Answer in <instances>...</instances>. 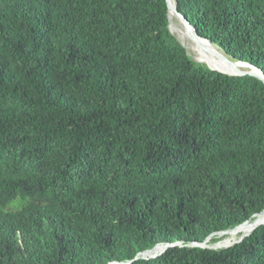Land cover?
<instances>
[{
  "label": "trees",
  "instance_id": "16d2710c",
  "mask_svg": "<svg viewBox=\"0 0 264 264\" xmlns=\"http://www.w3.org/2000/svg\"><path fill=\"white\" fill-rule=\"evenodd\" d=\"M264 73V0H176ZM166 0H0V264H264L187 246L264 210V84L194 62ZM211 243L217 242L213 236Z\"/></svg>",
  "mask_w": 264,
  "mask_h": 264
},
{
  "label": "water",
  "instance_id": "95a60500",
  "mask_svg": "<svg viewBox=\"0 0 264 264\" xmlns=\"http://www.w3.org/2000/svg\"><path fill=\"white\" fill-rule=\"evenodd\" d=\"M167 4V16H168V31L169 33L177 40V42L181 45V47L186 51V54L191 57V59L198 63V64H203L205 65L209 70L215 71L224 75L228 76H235V77H244V76H251L259 79L263 84H264V73L256 68L255 66L241 62V61H234L233 59H228L225 54L222 55L218 50L216 46H214L209 40L204 39L200 37L195 30L193 26L190 25V23L179 13L177 9V2L176 0H166ZM175 23L179 24L180 27L188 34L190 35L193 39H195L199 44L202 46V49L204 51H207L214 56L217 57L224 65L227 66V71H223L222 69H217L213 68L207 64H204L198 60H196L194 57L190 56L188 53V50L186 48V44L184 42H181L177 37V33L179 32V29L176 27ZM242 67V68H241ZM264 213V210L261 213L255 214L252 216L251 221H246L242 223L241 225H238L237 227H234L233 229H229L226 231H222L219 233H216L214 235H211L207 237L203 242L197 243H189L187 246L189 247H197V248H202V249H210V250H221V249H227L230 248L236 244L241 243L246 237H248L255 229L258 227L264 225V218H259L262 214ZM248 222H252L253 226L251 230L240 237H238L235 240H230L227 238V235L229 233L245 224ZM213 236L217 239V242L211 243V239ZM174 246H182L181 242H175V243H166V244H156L152 248L145 250L143 252L138 253L135 258L132 261H129L127 263H109V264H130L136 260L142 259V260H149V259H154L157 256L161 255L163 252H165L168 248L174 247Z\"/></svg>",
  "mask_w": 264,
  "mask_h": 264
},
{
  "label": "bare ground",
  "instance_id": "6f19581e",
  "mask_svg": "<svg viewBox=\"0 0 264 264\" xmlns=\"http://www.w3.org/2000/svg\"><path fill=\"white\" fill-rule=\"evenodd\" d=\"M176 27L179 29V32L177 33L176 37L186 44V48L189 53L193 54L194 58L204 64H207L211 67H215L217 69H222L223 71H227V66L224 65L219 59H217L216 56L213 54L204 51L202 49V46L197 42L195 39H193L190 35H188L179 24L175 23ZM222 53V52H221ZM242 68V67H241ZM264 218V213L259 217ZM253 226L252 222H248L247 224L231 231L229 235H227V238L230 240H235L241 235L249 232Z\"/></svg>",
  "mask_w": 264,
  "mask_h": 264
},
{
  "label": "rangeland",
  "instance_id": "374dc122",
  "mask_svg": "<svg viewBox=\"0 0 264 264\" xmlns=\"http://www.w3.org/2000/svg\"><path fill=\"white\" fill-rule=\"evenodd\" d=\"M218 51H219L220 53L222 52L221 50H218ZM188 53H189V52H188ZM189 54H190V56L194 57L193 54H191V53H189ZM221 54L224 55L223 52H222ZM226 57H227V56H226ZM227 58H228V57H227ZM228 59H230V58H228Z\"/></svg>",
  "mask_w": 264,
  "mask_h": 264
}]
</instances>
